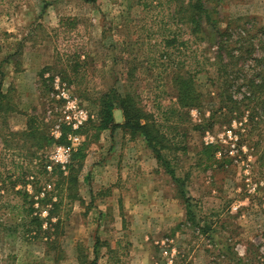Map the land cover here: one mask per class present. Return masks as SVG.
I'll return each mask as SVG.
<instances>
[{
  "label": "rangeland",
  "instance_id": "rangeland-1",
  "mask_svg": "<svg viewBox=\"0 0 264 264\" xmlns=\"http://www.w3.org/2000/svg\"><path fill=\"white\" fill-rule=\"evenodd\" d=\"M179 1L0 0V264H264V0H220L224 63ZM36 49L50 64L31 81ZM176 73L198 104L179 105ZM54 75L90 113L66 178L47 168Z\"/></svg>",
  "mask_w": 264,
  "mask_h": 264
},
{
  "label": "trees",
  "instance_id": "trees-1",
  "mask_svg": "<svg viewBox=\"0 0 264 264\" xmlns=\"http://www.w3.org/2000/svg\"><path fill=\"white\" fill-rule=\"evenodd\" d=\"M220 0H180L179 2L174 3V13L178 16V21L182 23H187L192 26L194 31H202V22H206L211 25L213 34L217 36L216 39V58L218 62L224 63L226 61L225 56L229 53H232V47L229 46V37L231 35L228 32V25H220V10H219ZM241 60V58H240ZM264 60V56H261V59ZM192 79L190 77L182 76L180 73H176V78L174 80L175 87L177 89V99L181 107L192 106L198 104L199 100L196 101L201 94L196 92L192 85ZM113 90V89H112ZM105 93L103 99L106 100L105 109H106V119L104 120L105 125L110 123L112 120V109L114 107L113 103L108 100L109 95L113 92ZM2 93L0 92V96ZM116 103L120 105L124 111L126 121L125 124L130 127V130L133 133H141L147 145L153 149L157 159L161 160L160 151L165 147V144L161 142L164 141L159 131L155 128V124L149 122L147 119H144L141 113L135 114L131 113L129 105L125 102L122 95L116 94ZM133 109V107H132ZM144 120V121H143ZM37 133V130H36ZM45 144H52V139L48 136L45 137ZM160 145V146H159ZM79 150L74 153L75 155ZM73 154V156H74ZM70 165V164H69ZM68 165V166H69ZM70 168V167H69ZM54 173L63 176L66 178L70 173L66 171L54 169ZM64 174V175H63ZM67 174V175H65ZM72 178V177H71ZM72 181H76V178H72Z\"/></svg>",
  "mask_w": 264,
  "mask_h": 264
},
{
  "label": "built area",
  "instance_id": "built-area-1",
  "mask_svg": "<svg viewBox=\"0 0 264 264\" xmlns=\"http://www.w3.org/2000/svg\"><path fill=\"white\" fill-rule=\"evenodd\" d=\"M55 96L60 100L59 122L55 123L51 129L53 139L49 150L47 168L58 167L59 170L66 173L67 167L71 162L72 155L82 144V129L90 118L89 110L73 96L69 89L64 85L57 75L52 78ZM208 134V138L212 139ZM229 153H232L230 148ZM220 155V151L217 152Z\"/></svg>",
  "mask_w": 264,
  "mask_h": 264
},
{
  "label": "crops",
  "instance_id": "crops-1",
  "mask_svg": "<svg viewBox=\"0 0 264 264\" xmlns=\"http://www.w3.org/2000/svg\"><path fill=\"white\" fill-rule=\"evenodd\" d=\"M38 46H41V45H38ZM40 50L36 49V54H34L35 55L34 57H36V68H34V69H36L35 72H29L27 70L28 69V65H26V68L23 71L24 75L26 76L25 79H28V80L31 79V81H32L35 74H36V79L37 78H41L40 75H39V72L42 71L46 66H48V64H50L49 61L44 62V60L47 59V55L42 57V54L40 53ZM44 65H46V66H44Z\"/></svg>",
  "mask_w": 264,
  "mask_h": 264
},
{
  "label": "water",
  "instance_id": "water-1",
  "mask_svg": "<svg viewBox=\"0 0 264 264\" xmlns=\"http://www.w3.org/2000/svg\"><path fill=\"white\" fill-rule=\"evenodd\" d=\"M118 112H119V111H118V110H116V114H119Z\"/></svg>",
  "mask_w": 264,
  "mask_h": 264
}]
</instances>
